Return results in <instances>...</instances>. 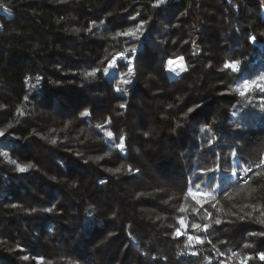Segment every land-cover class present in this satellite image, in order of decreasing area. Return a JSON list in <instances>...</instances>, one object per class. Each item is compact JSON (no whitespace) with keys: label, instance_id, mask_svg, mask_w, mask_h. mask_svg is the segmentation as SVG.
<instances>
[{"label":"trees","instance_id":"trees-1","mask_svg":"<svg viewBox=\"0 0 264 264\" xmlns=\"http://www.w3.org/2000/svg\"><path fill=\"white\" fill-rule=\"evenodd\" d=\"M153 2L0 0V264H264V90L239 94L264 73V0ZM132 45L124 97L102 70Z\"/></svg>","mask_w":264,"mask_h":264},{"label":"snow or ice","instance_id":"snow-or-ice-1","mask_svg":"<svg viewBox=\"0 0 264 264\" xmlns=\"http://www.w3.org/2000/svg\"><path fill=\"white\" fill-rule=\"evenodd\" d=\"M168 2V0H154L152 6L153 7H160L161 5H164ZM132 19H135V17H133ZM149 23L148 20H141L139 23H137L134 27H130L128 28L126 31L124 32H119L117 33V35H121V36H126V37H132L134 40H140L143 36L145 31H147V29L145 28V25ZM73 31L78 32L79 29H73ZM251 41H255L256 37L255 36H251L249 38ZM138 51V47L136 45H132L131 47H129L126 52L127 53H132L135 54ZM120 58L127 61L126 67H127V72L126 73H119L118 71H116L115 69L117 68L116 65V59L114 58L112 61H110V63L108 64L107 67H105L102 71L103 74L107 75L109 74V69L112 68L114 69L113 75L114 76H119V84L115 87V91L118 93H121L122 96L126 97L127 96V92H128V88L127 87H121L120 85H124V86H128L130 84H132L133 82V78H134V68H133V61L135 60V55L132 56H128L125 53H121L120 54ZM180 60H183V57L179 58ZM174 63H178V61H174L173 59H168L167 60V65L169 66V68H172V65ZM240 65V61L239 60H229L227 62L224 63L223 68L221 69V71H223L224 69H232L233 71H238L239 70V66ZM101 72L100 68H95L90 72H87L85 75L86 77H95L97 75V73ZM42 80V77H37L36 78V82L40 83V81ZM259 87L261 90H264V75H260L259 77H257L256 79H247L244 78L243 79V83L241 88L239 89V94L241 96H247V94L249 92H251L253 89ZM25 99H27V97H25ZM119 107L121 109H125L127 107L126 103H122L119 105ZM169 107H171V105H169ZM199 107V106H197ZM193 111H195V109L193 108H188L187 112H185V116H187L188 114L192 113ZM236 113H233V115H235ZM81 115L83 116H88L90 115V113L88 111H84L83 113H81ZM110 122V121H109ZM180 125L177 124V127H179ZM211 126L210 125H205L204 128L201 129V131H205V129H209L210 130ZM108 137H112L113 133L111 131H109L107 133ZM145 136L149 135V133H144ZM5 136V132L0 130V137H4ZM124 136L120 137V142L117 145V147H119L120 149L124 148ZM52 144H56L57 141L55 139L51 140ZM3 157L4 158H8L9 154L8 152H3ZM232 156L235 157L236 153L233 152ZM95 159L100 160L103 159V157H95ZM9 162L13 165L16 166V169L19 173H26L29 172L30 170H32L35 166L32 163H27V164H20L18 163L16 160H9ZM248 169H246L247 171ZM110 172L114 171V172H120L121 169L120 168H116V169H109ZM129 171H131V168H129ZM137 172H139V169L136 170ZM51 179L56 180V177H52ZM197 179L203 180L202 177H197ZM211 180H215L216 177L213 176L210 178ZM203 182L208 183L207 180H204ZM73 187L75 185H72ZM198 187V185H197ZM139 195H143V194H139ZM13 207H15V205H13ZM54 207V206H53ZM53 207H48L43 209L44 212L46 213H51L53 211ZM33 212L36 211V209H32ZM181 224L184 223L183 220L180 221ZM217 224L220 223L219 220L216 221ZM196 227H199V225H196ZM207 229V225H205V230ZM179 234V233H178ZM252 235H257L256 233H253ZM259 235L264 236V232L259 233ZM245 247H250V245L245 244ZM259 258L261 260H264V253H259ZM251 258V257H249ZM24 259H28L27 256L24 257Z\"/></svg>","mask_w":264,"mask_h":264},{"label":"rangeland","instance_id":"rangeland-1","mask_svg":"<svg viewBox=\"0 0 264 264\" xmlns=\"http://www.w3.org/2000/svg\"><path fill=\"white\" fill-rule=\"evenodd\" d=\"M126 55H128V56H132L133 54H131V53H127ZM174 61H178V63H174L173 65H172V68L170 69L169 68V66L167 65V62H160L159 64H158V67H157V69H158V73H159V75H160V77H166V76H168V77H175V76H177V75H179V73H181L182 72V70H183V62L180 60V59H177V60H174ZM126 64H127V61H125V60H123V59H121L120 57L118 58V67H120V69L123 71V72H126L127 71V67H126ZM263 75H264V73H263ZM235 165H238V162H236V164ZM243 169V168H242ZM241 169V170H242ZM240 169L239 170H237V169H234V175L233 176H235V175H237V174H239L238 175V178L239 177H241L240 175H242V176H244V175H246L247 173L245 172V170H243V171H241ZM249 170H247V172H248ZM236 177V176H235ZM234 178V177H233ZM182 230V232H176L177 234L179 233V235H183L184 237H186L185 238V240H187V241H190V240H193V242H197L198 243V241H199V239H198V237H197V235L196 234H189V233H187V231H186V228H184V230H183V228L181 229ZM180 233H182V234H180ZM194 255H195V253H194Z\"/></svg>","mask_w":264,"mask_h":264},{"label":"built area","instance_id":"built-area-1","mask_svg":"<svg viewBox=\"0 0 264 264\" xmlns=\"http://www.w3.org/2000/svg\"><path fill=\"white\" fill-rule=\"evenodd\" d=\"M264 166V163L263 164H261V166H258L256 169H259L260 167H263ZM249 172H250V170H249ZM247 173L246 175H244V176H242V175H240L241 177H239L238 179H237V184H246L247 182H248V180H249V175H250V173ZM183 236V235H182ZM184 237V236H183ZM186 238V237H185ZM189 244V243H188ZM191 244V243H190ZM193 245H189V250H188V257H190V258H192V257H194V253H195V249L192 247Z\"/></svg>","mask_w":264,"mask_h":264}]
</instances>
